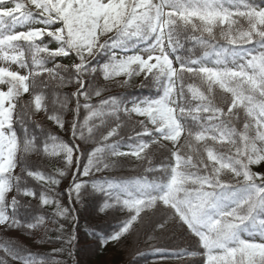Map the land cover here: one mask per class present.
Listing matches in <instances>:
<instances>
[{"label": "snow or ice", "instance_id": "6c2138e0", "mask_svg": "<svg viewBox=\"0 0 264 264\" xmlns=\"http://www.w3.org/2000/svg\"><path fill=\"white\" fill-rule=\"evenodd\" d=\"M220 39L227 46L213 43ZM188 40L194 47L185 49L182 41ZM195 47L204 49L202 56H195ZM100 53L107 61L93 66ZM57 58L73 63H56ZM121 76V86L142 76L148 82L142 87L151 86L157 95L132 100L131 107L119 97L93 103L108 90L99 78ZM186 77L198 85L186 86ZM49 81L75 89L63 101L57 95L50 114L39 91ZM0 86H6L0 87V229L34 235L47 223L58 224L56 239L70 246L74 230L66 232L57 218L74 223L75 209L52 193L74 169L69 200L99 194L104 201L99 211L127 213L104 244L120 243L135 235L147 216L163 213L152 231L166 232L172 221L195 246L177 252L178 259L199 255V264H264V172L253 170L264 164V7L253 0H0ZM23 94L31 101L21 103ZM32 106L61 131L66 129L63 111L73 115L71 135L79 143L44 134L43 154L61 158L55 174L31 170L18 158V152H39L29 130L23 129L21 139L15 127L31 119ZM81 110L86 112L82 122ZM122 114L144 118L133 121L138 130L128 138L127 151L121 150ZM105 117L112 123L97 135L93 121L104 124ZM89 142L94 147L82 151ZM153 146L164 153L158 165H152ZM108 157L146 161L145 171L157 178L80 179L113 167ZM28 177L41 184L39 193L27 186ZM21 195L39 204L22 205ZM41 206L54 207V214H38ZM21 207L33 209L28 218L21 217ZM254 235L260 239L250 238ZM0 251L5 254L0 264H8V258L49 264L15 243L0 245Z\"/></svg>", "mask_w": 264, "mask_h": 264}, {"label": "trees", "instance_id": "16d2710c", "mask_svg": "<svg viewBox=\"0 0 264 264\" xmlns=\"http://www.w3.org/2000/svg\"><path fill=\"white\" fill-rule=\"evenodd\" d=\"M253 3L257 7H264V0H253ZM41 25H33V27H39ZM17 30H23V28L18 27ZM185 45V49L194 47V42L191 40L182 41ZM214 44L226 45V41L220 39L214 41ZM55 45H50L54 47ZM246 48H252L253 45H245ZM204 49L195 47V56L199 57L203 55ZM119 53V49L116 50ZM181 55H188L184 50H180ZM108 55L106 53H100L94 60H92L93 66H99L106 62ZM56 63L61 64H71L73 61H69L67 58H57ZM48 66H51L49 63ZM16 68V66H14ZM19 70V69H17ZM24 73V70H19ZM46 75V74H45ZM39 79V78H38ZM125 77H117L111 81H103L99 78V84L101 86L107 85V91L102 93V97L93 98V103L98 102L100 99L106 97H119L121 98L128 107H131V101L149 97L156 96L157 93L151 86L147 85L148 82L143 79V77H134L129 84L131 86H121L120 82L123 81ZM192 83L197 84L198 81L193 79H185V85ZM75 89L72 87L58 88L55 82L49 81L45 86L41 87L39 91H42L46 96V104L49 107V114L53 109V101L59 99L63 101L66 94H70ZM187 91V87L185 89ZM220 93L217 92L219 97ZM32 97L30 94H23L20 98L21 103L30 102ZM223 106V104L221 105ZM74 107V105H71ZM30 112L33 113L31 119L25 117L23 126L20 123H16L15 127L18 136L23 139L24 128H27L31 133V137L35 138V142L39 152H33L24 154L18 152V158L21 160H26L28 167L31 170H40L48 174H55V169L61 166L60 157H48L43 154V142L45 139V132L57 135L59 138L70 145L74 142L79 143V141H74L71 135L70 124L73 120V115L70 111H63V118L66 120V129L61 131L58 126H56L52 121L47 119V114L44 111L35 112L34 106L30 107ZM86 112L81 110L80 120L82 122L85 117ZM105 123L101 124L100 119H94V123L98 125L99 135L100 131H103L109 124L112 123V118L105 117ZM144 119L143 117H136L133 114L131 119H126L122 114L123 127L121 128V133L123 135L122 148L121 150L127 151V143H130L129 137L134 136V131L138 130L133 128V121ZM40 127H37V125ZM237 128L242 129V125L238 122ZM147 139V138H145ZM183 137L181 140L183 141ZM49 147L52 145V141H48ZM167 143V142H165ZM94 144L89 142L87 145H82V151L84 148L92 149ZM156 146H153L149 151L152 153L151 161L152 165H158L162 159L164 153L162 151L155 150ZM108 161L114 164L113 167L104 169L101 172L95 173L93 177L85 178L80 177L81 180L95 179L96 181H102L104 179L120 181V180H132V179H144L149 181L155 180L157 178V173L145 171L149 167L146 161H138L135 157H108ZM75 160V157H74ZM86 163L85 158H81V167ZM253 170L257 172H264V164L253 165ZM17 174L21 173V168L17 167ZM75 170L69 173V176L64 178L60 185L56 186L55 195L59 194V199L62 204L66 207L75 209L74 215L77 220L73 223L71 221H65L62 218H57L59 223L65 225L66 232L74 230L75 240L72 244L66 245L63 240H57L56 237L60 235L59 232L54 229L58 227V224L47 223L45 230H38L34 235H29L27 231L21 230H0V245L6 243H15L20 247H23L27 252L31 253L37 259H46L49 264L51 261H55L56 264H199L202 259L201 256L196 257H185L184 259H178L175 255L177 252L183 250H192L195 246L193 245L192 239L187 234L185 229L178 228L175 226L174 222L169 221L168 231L161 232L160 230L152 231L153 225L159 221L163 213H157L155 216L149 215L145 218L144 223L139 225V231L135 235H130L126 239H122L120 243H113L109 241L108 244H104L103 240L109 238L111 234L119 227L120 222L126 217V212H119L113 214L112 210L99 211V206L104 202L99 194L96 196L84 195L82 201L76 202L74 199L69 200L68 198V188L73 183V173ZM26 175V173H25ZM27 186L31 187L34 191L38 193L41 191V184L33 180L31 177L27 178ZM15 195V192L12 193ZM21 204L31 203L33 208H35L39 201L31 197H23L22 195L18 197ZM33 209H25L21 207L20 214L22 218H28L29 213ZM54 207L51 206H41L40 212L38 214H44L50 217L54 214ZM143 215V214H142ZM145 233L158 237V239L146 240ZM259 240L258 236L250 237ZM49 239L52 242H49ZM64 248L62 252H54V249ZM70 248V254L68 249ZM202 251V249L200 250ZM5 258V254L0 251V259ZM8 264H19V261H12L8 258Z\"/></svg>", "mask_w": 264, "mask_h": 264}, {"label": "rangeland", "instance_id": "374dc122", "mask_svg": "<svg viewBox=\"0 0 264 264\" xmlns=\"http://www.w3.org/2000/svg\"><path fill=\"white\" fill-rule=\"evenodd\" d=\"M69 61H72V59L71 58H67ZM13 67V70H17L14 66H12ZM23 74V73H22ZM0 87H5V90H6V86H0ZM16 173H18V171H17V169H16ZM10 195H12V194H10ZM1 230V229H0Z\"/></svg>", "mask_w": 264, "mask_h": 264}]
</instances>
